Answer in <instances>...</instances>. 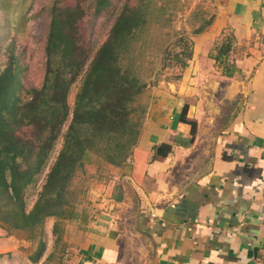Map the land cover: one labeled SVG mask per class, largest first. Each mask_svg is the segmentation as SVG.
Returning a JSON list of instances; mask_svg holds the SVG:
<instances>
[{
    "label": "crops",
    "instance_id": "0c3cea01",
    "mask_svg": "<svg viewBox=\"0 0 264 264\" xmlns=\"http://www.w3.org/2000/svg\"><path fill=\"white\" fill-rule=\"evenodd\" d=\"M219 2L178 77L147 91L136 144L63 264H264V0Z\"/></svg>",
    "mask_w": 264,
    "mask_h": 264
},
{
    "label": "trees",
    "instance_id": "16d2710c",
    "mask_svg": "<svg viewBox=\"0 0 264 264\" xmlns=\"http://www.w3.org/2000/svg\"><path fill=\"white\" fill-rule=\"evenodd\" d=\"M60 1L55 0L50 10L42 84L29 90L27 100L10 103L15 74L10 65L0 71V223L7 231H32L47 216L72 218L68 186L76 170L91 155L113 165L123 163L139 135L132 116L133 103L147 83L124 60L134 32L146 22L142 0L135 5H122L107 38L93 55L88 46L87 24L91 25V18L110 0ZM203 27L194 33L201 32ZM231 46L228 37L221 43L216 58ZM191 53L190 40L181 66L186 65ZM224 67L225 74L232 75L233 67ZM81 71L84 75L61 147L38 198L26 210L24 187L38 172L60 134L70 110L66 99L68 86Z\"/></svg>",
    "mask_w": 264,
    "mask_h": 264
},
{
    "label": "rangeland",
    "instance_id": "374dc122",
    "mask_svg": "<svg viewBox=\"0 0 264 264\" xmlns=\"http://www.w3.org/2000/svg\"><path fill=\"white\" fill-rule=\"evenodd\" d=\"M55 0H0V71L10 65L15 74L14 88L9 102L21 103L29 98V90L42 84L45 71L44 44L51 19V6ZM75 0H61L70 3ZM220 0H142L146 22L134 32L129 44L128 63L147 85L133 103L132 113L139 129L149 100L147 91L160 80H173L184 67L185 52L189 48L190 36L195 30L212 22ZM139 0H110L109 3L91 18L89 47L91 55L107 38L115 16L124 3L135 5ZM84 21L88 23V18ZM90 22V19H89ZM202 30V31H203ZM229 37L231 36L228 35ZM222 40L216 48H220ZM233 45V44H232ZM232 47V46H231ZM224 53L225 63H230L228 52ZM90 59L85 63L86 69ZM81 71L69 84L67 103L69 115L61 126L60 134L46 160L32 180L23 190L25 209L29 210L42 188L49 167L62 144L64 134L71 119L75 94L82 82ZM109 164L91 155L81 169L76 170L69 183V201L74 210L72 218L57 219L47 216L43 223L32 231L11 229L7 231L0 223V238L11 236L18 243L17 252L4 251L0 264H63L70 250L69 240L78 233L80 227L90 218L95 208L94 196L98 188L105 185L112 175ZM101 191V189H99ZM56 225V226H55ZM15 257V258H14ZM36 257V260L31 258Z\"/></svg>",
    "mask_w": 264,
    "mask_h": 264
}]
</instances>
